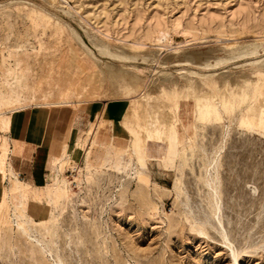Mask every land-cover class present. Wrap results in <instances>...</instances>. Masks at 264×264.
<instances>
[{
	"label": "rangeland",
	"instance_id": "obj_1",
	"mask_svg": "<svg viewBox=\"0 0 264 264\" xmlns=\"http://www.w3.org/2000/svg\"><path fill=\"white\" fill-rule=\"evenodd\" d=\"M87 34L96 44L104 43L103 57L109 61L153 63L149 79L165 71L188 75L194 66L184 67L182 55L199 52L217 58L219 73L244 69L246 80L261 86L256 94L247 89L235 97L225 122L199 127L193 121V141L187 135L177 145L174 131L160 127L155 134L169 144L160 159L154 154L147 163L137 159L144 154L133 135L135 112L130 107L137 95L107 98L105 103L112 100L116 106L115 116L107 104L96 106L107 108L111 120L96 139L91 136L92 104L76 114L69 105L53 107L47 120L68 116L69 126L65 121L57 126L61 142L51 148L49 175L67 193L60 203L43 199L35 211L13 202L0 223V264H234L231 249L237 264H264V133L240 127L243 114L264 109V0H0V63L14 68L13 60H18V73L39 45H53L57 39L47 54L52 69L59 67L62 74L77 70L75 52H86L94 63ZM14 53L19 58H12ZM45 60L39 57L33 70L24 73L22 88L42 75ZM77 114L82 121L69 145ZM221 148V222L231 249L217 234L202 181Z\"/></svg>",
	"mask_w": 264,
	"mask_h": 264
},
{
	"label": "bare ground",
	"instance_id": "obj_2",
	"mask_svg": "<svg viewBox=\"0 0 264 264\" xmlns=\"http://www.w3.org/2000/svg\"><path fill=\"white\" fill-rule=\"evenodd\" d=\"M50 22L58 24L59 20L52 18ZM58 27L59 33L63 32L64 29L60 23ZM57 40L53 45L51 43L45 46L39 45V50L25 62L24 71L21 73H18L20 63L16 59L13 60L14 68H9L5 62L0 63V223L3 222L4 214L11 211L13 202L23 204L25 210L35 211L43 199L56 204L62 202L67 193L66 190L57 186L54 177L49 176L45 194H36L33 192L34 188L25 185L19 175L12 173L10 158L15 147L11 144L9 134L12 118L18 112L34 107L50 113L53 107L61 105H69L74 112H78L89 108L98 100L107 101V98L115 94L121 97L137 95L130 109L133 113L135 112L134 125L136 132L140 135V142L145 144V146L142 144L144 156L137 159L147 163L154 154L157 155L155 156L157 159H160L164 152L163 147L169 144L168 138L155 134L160 127L174 131L177 145H182L187 135L193 141L192 134L196 132L193 121H196L199 127L225 122L231 115L235 97L241 96L247 89L256 94L261 86L246 80L249 75L244 72V69L243 71L234 69L233 75L227 72L219 73L216 67L217 58L209 53L199 52H185L182 55V59L186 61L184 67L194 66L193 69L185 72L188 75L180 77L173 72L165 71L149 79L148 71L153 72V63L148 64L146 59L138 62L133 59H123L124 62H122L112 58L109 61L103 57L105 54L102 53V44L104 43L99 41V44H96L88 34L86 35L88 44L86 45L89 47L87 50L97 59L92 63L86 52L72 53V59L77 63L78 69L71 74H62L59 67L57 70L52 69V59L47 56L49 50L55 47ZM156 55L150 57L152 61L155 60ZM39 57L46 58L40 65L42 75L33 78L32 84L27 89L22 88L23 81L27 80L24 73L33 70L38 64ZM12 58H19L18 54L14 53ZM208 71L215 72L208 73ZM18 87L22 90L20 94H18ZM262 88L264 90V83ZM5 110L9 115H5ZM110 124L107 108L99 112L95 111L94 127L91 130L92 138L96 139L100 131L110 127ZM240 127L247 133L255 131L264 133V109L258 108L254 114H243L240 118ZM25 148L26 145L22 146L21 152ZM221 153L222 148L215 154L213 161L206 165L207 169L204 170L205 176H202V181L212 202V215L219 227L216 229L217 234L221 237L224 246L231 249L232 244L221 222L220 180L217 172V159ZM182 161L185 163V157ZM59 192H61L60 195ZM175 192L177 197L180 196L179 188H176ZM13 217L15 220H23L22 215ZM185 219L193 230L203 233L195 221L189 217ZM17 226L21 231H25L21 225L17 224ZM33 242L41 247L37 241ZM230 251L234 264H237L236 252L232 249Z\"/></svg>",
	"mask_w": 264,
	"mask_h": 264
},
{
	"label": "crops",
	"instance_id": "obj_3",
	"mask_svg": "<svg viewBox=\"0 0 264 264\" xmlns=\"http://www.w3.org/2000/svg\"><path fill=\"white\" fill-rule=\"evenodd\" d=\"M105 104H107L106 106L111 109L112 115L115 116L117 111L116 109L114 111L112 109L113 106H115H112V104H114L112 103V100L108 101L107 103H105L104 100H98L96 103L91 105V110L98 112L102 111L96 108L98 106H101L102 108ZM74 114H76V112H74ZM78 114L72 125L69 145H71L72 136L79 131L77 128L80 123L79 121H82V118H80ZM49 115L50 113H47L44 109L34 107L28 108L22 112H18L12 118L11 133L9 134L10 138L13 139L11 140V144L13 147H15L12 156L15 153H18L17 156L10 158L13 170L17 175H19V178L24 181L25 185H28L30 188H34V193H42V195L45 194L47 178L50 176L49 162L52 158L51 148L61 142V137L57 136L56 134L57 130H59L57 126L60 125L62 121L66 122L67 129L69 126L68 116H65V118L59 116V118L56 120L48 121L47 118ZM133 135L135 141H139L138 146L143 151L145 144L140 142V135L138 132ZM142 144L144 146H142ZM25 145V150L21 152V147H24Z\"/></svg>",
	"mask_w": 264,
	"mask_h": 264
},
{
	"label": "clouds",
	"instance_id": "obj_4",
	"mask_svg": "<svg viewBox=\"0 0 264 264\" xmlns=\"http://www.w3.org/2000/svg\"><path fill=\"white\" fill-rule=\"evenodd\" d=\"M197 235H203V233H197Z\"/></svg>",
	"mask_w": 264,
	"mask_h": 264
}]
</instances>
